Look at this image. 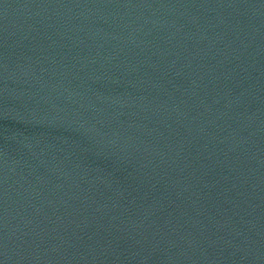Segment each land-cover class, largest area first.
Listing matches in <instances>:
<instances>
[{
	"label": "water",
	"instance_id": "95a60500",
	"mask_svg": "<svg viewBox=\"0 0 264 264\" xmlns=\"http://www.w3.org/2000/svg\"><path fill=\"white\" fill-rule=\"evenodd\" d=\"M0 264H264V0H0Z\"/></svg>",
	"mask_w": 264,
	"mask_h": 264
}]
</instances>
